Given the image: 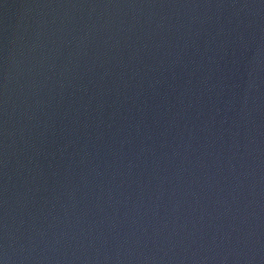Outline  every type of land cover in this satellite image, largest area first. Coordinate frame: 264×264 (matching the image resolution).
<instances>
[{
  "label": "water",
  "instance_id": "95a60500",
  "mask_svg": "<svg viewBox=\"0 0 264 264\" xmlns=\"http://www.w3.org/2000/svg\"><path fill=\"white\" fill-rule=\"evenodd\" d=\"M0 264H264V0H0Z\"/></svg>",
  "mask_w": 264,
  "mask_h": 264
}]
</instances>
